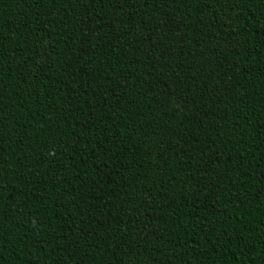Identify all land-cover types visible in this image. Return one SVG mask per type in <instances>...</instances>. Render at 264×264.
Segmentation results:
<instances>
[{"label": "trees", "instance_id": "16d2710c", "mask_svg": "<svg viewBox=\"0 0 264 264\" xmlns=\"http://www.w3.org/2000/svg\"><path fill=\"white\" fill-rule=\"evenodd\" d=\"M0 264H264V0H0Z\"/></svg>", "mask_w": 264, "mask_h": 264}]
</instances>
